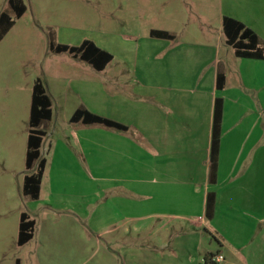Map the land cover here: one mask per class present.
I'll list each match as a JSON object with an SVG mask.
<instances>
[{
    "label": "rangeland",
    "instance_id": "rangeland-1",
    "mask_svg": "<svg viewBox=\"0 0 264 264\" xmlns=\"http://www.w3.org/2000/svg\"><path fill=\"white\" fill-rule=\"evenodd\" d=\"M8 1L0 0V14L9 9ZM23 1L25 14L0 42V264H17L18 260L20 264H214L212 259L218 256L224 258L219 264H243L241 257L238 260L229 251L235 246L224 230L200 212L181 206L171 194L175 186L170 185L159 214L155 212L160 209L158 202L145 205L136 195L115 193L128 189L114 188L112 156L102 155L100 161L98 155H78L73 134L77 127L70 119L81 107L80 88L74 84L84 68L91 71L88 78L104 81L106 93L112 96V85L107 83L113 70H121V84L130 79L122 63V51L130 44L120 37L144 40L152 29L176 33L187 44L215 46L220 61L236 75L229 89L236 87L241 74L246 81L249 78L250 87L264 86V62L237 58L226 44L222 24L223 16H230L256 27L264 37V0ZM85 40L116 54L105 74L68 52L56 54L50 48L51 43L80 46ZM39 81L51 99L53 115L41 128L46 132L42 154L48 165L41 199L32 201L23 194V186L25 175L38 166L26 169L33 89ZM262 94L264 100V90ZM256 96L257 108L249 100L237 111L229 105L228 111L230 116L242 111L251 122L257 109L262 111L258 127L262 130L264 101L262 95ZM105 102L97 107L113 118L112 98ZM70 147L74 152L68 153ZM258 180L264 191V166ZM150 189L159 195L155 184ZM113 198L136 205L127 212L120 202L107 204ZM241 201L239 196L238 207ZM67 204L74 209H65ZM22 213L36 221L34 238L24 246L18 244Z\"/></svg>",
    "mask_w": 264,
    "mask_h": 264
},
{
    "label": "crops",
    "instance_id": "crops-1",
    "mask_svg": "<svg viewBox=\"0 0 264 264\" xmlns=\"http://www.w3.org/2000/svg\"><path fill=\"white\" fill-rule=\"evenodd\" d=\"M245 24L258 34L264 46V37L256 27ZM153 30L167 31L175 37L172 40L152 37ZM177 35L166 29H152L144 40H125L120 37L121 41L130 44V48L122 51L123 73L130 79L126 84H121V70H116V75L113 70L112 79L107 83L112 85V96L106 93L105 82L88 78V72L91 71L88 67L84 68L85 71L74 84L80 88L78 94L82 100L81 107L75 113L83 108L122 124L127 129L119 130L83 121L72 122L73 114L70 122L77 127L73 133L74 138L76 136L78 139L75 138L78 144L76 151L80 156L88 153L98 155L100 161L102 155L112 156L114 188L128 189L123 193L115 190V193L136 195V200L145 205L148 202L160 203L156 214L162 213L163 204L166 203L164 199L167 200L171 186H175L170 189L171 194L173 192L178 197L177 201L183 208L200 212L211 224L224 230L223 234L235 246L228 250L236 259L241 257L243 264H264V191L258 185V175L264 166V129H258L262 111L257 109L253 122L242 111L234 116H230L228 111L229 105H234L237 111L242 108V102L249 100L254 109L255 106L257 108L256 94L260 98L262 95L263 100L264 86L250 87L247 84L249 78L246 81L241 74L242 77H238L235 83L236 87L229 89L234 85L236 75L228 72L225 63L220 61L218 49L215 46L184 43L178 40ZM95 44L111 53L113 60L102 70L83 62L97 73L105 74L108 66L114 63L116 54L107 47ZM240 59L260 64L264 62V59ZM220 71L226 76V84L219 91L217 84ZM109 97L112 98L113 118L104 115L102 109L97 107L98 104H107L104 101ZM218 98L223 100L222 136L218 168L212 176V138ZM79 128L82 131L77 132ZM70 149L68 153L74 152L72 147ZM41 156L46 160L43 184L48 160L42 154V147ZM137 168L141 170L138 172L140 174L136 173ZM152 169L155 172L153 176L150 175ZM138 176L143 178L137 179ZM152 184L156 185L159 195L151 191ZM41 193L42 185L40 198L31 200L39 201ZM210 194L215 198L211 218L207 215ZM239 196L242 201L238 207L236 200ZM109 202L114 205L120 202L127 212H131L136 205L134 201L126 199L120 201L113 198L107 204ZM65 209L73 210L74 206L67 204ZM34 234L35 227L33 238Z\"/></svg>",
    "mask_w": 264,
    "mask_h": 264
},
{
    "label": "trees",
    "instance_id": "trees-1",
    "mask_svg": "<svg viewBox=\"0 0 264 264\" xmlns=\"http://www.w3.org/2000/svg\"><path fill=\"white\" fill-rule=\"evenodd\" d=\"M9 9L0 14V42L15 26L16 21L21 19L25 14L27 7L23 0H9ZM223 29L226 36V43L235 51L238 58L247 59H264V46L258 34L248 27L244 22L229 16L223 20ZM152 37L162 39H174V35L162 30H153ZM50 48L56 53H70L74 58H78L92 65L98 70L104 69L112 60L113 55L94 42L85 40L80 46H69L64 44L51 43ZM226 84V76L223 72L218 74V90H223ZM52 102L47 95L42 83L39 81L35 84L32 96L30 133L28 137V149L26 155V169L32 171L25 175L23 194L32 200L40 198L42 179L45 172L46 160L41 156V147L46 132L41 129L42 125L52 119ZM222 119H223V100L218 98L214 114V127L212 138V158H211V175H215L218 168V156L220 139L222 136ZM72 122L83 121L86 124H102L109 128L126 130L127 128L109 120L107 118L95 115L86 109H79L71 119ZM215 198L213 194L208 199V217H212ZM35 221L30 220L27 213L21 214L19 226L18 244L24 246L33 238ZM20 264V261H17Z\"/></svg>",
    "mask_w": 264,
    "mask_h": 264
},
{
    "label": "built area",
    "instance_id": "built-area-1",
    "mask_svg": "<svg viewBox=\"0 0 264 264\" xmlns=\"http://www.w3.org/2000/svg\"><path fill=\"white\" fill-rule=\"evenodd\" d=\"M223 260H224L223 256H218V257H216V258H213V259H212V262H213L214 264H219V263L222 262Z\"/></svg>",
    "mask_w": 264,
    "mask_h": 264
}]
</instances>
